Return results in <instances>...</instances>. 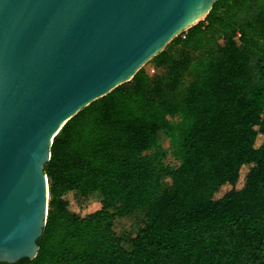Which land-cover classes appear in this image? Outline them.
I'll return each mask as SVG.
<instances>
[{
    "label": "trees",
    "instance_id": "obj_1",
    "mask_svg": "<svg viewBox=\"0 0 264 264\" xmlns=\"http://www.w3.org/2000/svg\"><path fill=\"white\" fill-rule=\"evenodd\" d=\"M45 172L38 253L0 264H264V0H216L65 123ZM141 209L126 247L115 217Z\"/></svg>",
    "mask_w": 264,
    "mask_h": 264
},
{
    "label": "water",
    "instance_id": "obj_2",
    "mask_svg": "<svg viewBox=\"0 0 264 264\" xmlns=\"http://www.w3.org/2000/svg\"><path fill=\"white\" fill-rule=\"evenodd\" d=\"M216 0H0V261L33 259L45 164L82 108L133 78Z\"/></svg>",
    "mask_w": 264,
    "mask_h": 264
},
{
    "label": "rangeland",
    "instance_id": "obj_3",
    "mask_svg": "<svg viewBox=\"0 0 264 264\" xmlns=\"http://www.w3.org/2000/svg\"><path fill=\"white\" fill-rule=\"evenodd\" d=\"M180 116H175V119L179 120ZM159 142L161 145L168 144L169 138L166 132H159ZM165 162L168 164H176L175 160L171 156L165 157ZM168 177L164 179V183L167 185ZM102 198L99 192H91L88 195L75 196V204L78 208H85L91 204L98 202ZM146 222V209L132 211L124 216H116L114 220V228L119 236L122 238L123 244L126 247L130 246L131 237L135 235L139 228L145 225Z\"/></svg>",
    "mask_w": 264,
    "mask_h": 264
},
{
    "label": "built area",
    "instance_id": "obj_4",
    "mask_svg": "<svg viewBox=\"0 0 264 264\" xmlns=\"http://www.w3.org/2000/svg\"><path fill=\"white\" fill-rule=\"evenodd\" d=\"M153 71V70H152Z\"/></svg>",
    "mask_w": 264,
    "mask_h": 264
}]
</instances>
